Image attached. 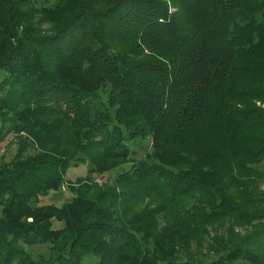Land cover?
Segmentation results:
<instances>
[{"label":"trees","instance_id":"trees-1","mask_svg":"<svg viewBox=\"0 0 264 264\" xmlns=\"http://www.w3.org/2000/svg\"><path fill=\"white\" fill-rule=\"evenodd\" d=\"M8 137L0 264H264V0H0Z\"/></svg>","mask_w":264,"mask_h":264},{"label":"rangeland","instance_id":"rangeland-1","mask_svg":"<svg viewBox=\"0 0 264 264\" xmlns=\"http://www.w3.org/2000/svg\"><path fill=\"white\" fill-rule=\"evenodd\" d=\"M10 143V137L2 140V143H0V156H2L3 154H7L8 159L10 157V152L12 154L13 149H11L10 151L7 152L6 146H9ZM128 147L130 148L131 151L135 152L134 158L138 159L140 157H142L144 155V153L146 151L149 150L150 148V143H148V141H144L142 144L140 145H134L133 143H127ZM259 168L264 169V163H262ZM87 171V167L84 164L78 165V166H71L65 175V179L67 181H75L77 178L80 177H84ZM115 172H120V170H116ZM115 172L111 173V174H107L104 177L98 178V182L101 183V181H105V177H110V176H115ZM65 188V191L62 192V188L61 190H59L58 192L52 193L55 198L53 203L56 204H60L65 202L66 200H69L71 197V194L68 192V189L66 186H63ZM262 189H264V185H262ZM28 222H30V220H28ZM62 226L61 223L53 221L52 222V227L53 229H58ZM235 232H240V234H245L248 230V228H237L236 230H234ZM32 255L33 256H37L39 254L43 255V258L48 260L50 257V251L48 250V248H44L43 246H38L36 248H33L32 250ZM98 260L95 257H86L83 259V264H97ZM234 264H247L245 262H240V261H236Z\"/></svg>","mask_w":264,"mask_h":264},{"label":"crops","instance_id":"crops-1","mask_svg":"<svg viewBox=\"0 0 264 264\" xmlns=\"http://www.w3.org/2000/svg\"><path fill=\"white\" fill-rule=\"evenodd\" d=\"M54 196L55 195H53V194L50 195V197H49L50 201L54 202V200H55Z\"/></svg>","mask_w":264,"mask_h":264},{"label":"built area","instance_id":"built-area-1","mask_svg":"<svg viewBox=\"0 0 264 264\" xmlns=\"http://www.w3.org/2000/svg\"><path fill=\"white\" fill-rule=\"evenodd\" d=\"M65 191V188L64 187H62V192H64Z\"/></svg>","mask_w":264,"mask_h":264}]
</instances>
